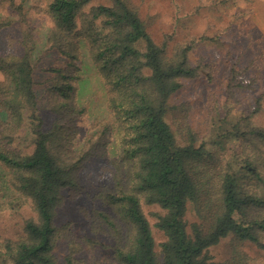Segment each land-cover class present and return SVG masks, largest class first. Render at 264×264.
<instances>
[{
  "label": "trees",
  "instance_id": "obj_1",
  "mask_svg": "<svg viewBox=\"0 0 264 264\" xmlns=\"http://www.w3.org/2000/svg\"><path fill=\"white\" fill-rule=\"evenodd\" d=\"M91 2L51 0L48 5V43L63 58L49 68L44 90L53 118L48 129L35 89L32 28L23 30V54L0 55V178L6 179L0 180V211L28 205L35 212L22 234L1 241L0 264H55L62 239L67 241L62 264H249L243 243L264 249V126L245 116L227 130L224 136L235 140L234 165L189 125L181 143L169 115L177 107L171 97L182 79L196 75L191 47L179 44L171 53L156 43L130 0ZM11 23L0 16V30ZM82 43L105 86L113 118L94 125L77 148L79 120L87 114L79 102ZM237 75L233 69L230 90L239 85ZM27 128L31 152L13 146ZM113 142L112 185L92 195L105 208L81 207L92 235L76 236L70 222H56L58 211L66 199L82 194L86 161L107 156ZM144 204L164 210L156 212V226L165 234L160 252ZM100 236L112 241L111 259L82 256L106 246ZM226 237L231 255L218 260L210 249Z\"/></svg>",
  "mask_w": 264,
  "mask_h": 264
},
{
  "label": "rangeland",
  "instance_id": "obj_2",
  "mask_svg": "<svg viewBox=\"0 0 264 264\" xmlns=\"http://www.w3.org/2000/svg\"><path fill=\"white\" fill-rule=\"evenodd\" d=\"M50 1L1 0L0 4V16H8L12 21L0 30V55L23 54L25 49L20 44L23 30L28 26L33 30L34 48L30 54L35 66V89L39 110L45 119V129L51 126L53 120L45 108L44 90L52 75L49 68L63 63V58L48 43L52 26L48 13ZM130 1L139 10L156 43L166 44L171 53L179 44L191 47L189 59L197 67L196 75L183 78L181 88L171 97V102L177 107L169 115V121L176 131V137L181 143L185 142L181 134L189 125L211 146L221 148L222 158L234 165L230 149L235 140L224 136L227 130L245 116H250L255 125L264 126V0ZM100 3L110 4L111 0H92L89 5ZM81 51L83 77L79 102L87 108V114L79 120L77 148H81L85 136L95 130L94 125L98 128L113 118L107 106V91L83 43ZM233 69L237 70L239 85L230 90L229 76ZM31 136L27 128L13 146L31 152ZM115 155L113 142L107 156L87 160L80 173L82 194L75 199H66L58 211L56 222H70L76 236L92 235L90 223L81 207L89 210L103 207L100 201L93 200L92 195L100 186L112 185L109 168ZM0 180L6 181L4 175ZM2 184L0 182V187ZM143 208L152 226L156 249L160 252V243L165 239V234L156 226V212L163 213L164 210L157 204H144ZM34 215L35 212L28 205L18 211H0V244L5 238L22 234L25 220ZM188 219L193 220L191 213ZM100 238L106 246L87 249L80 254L109 261L112 248L108 244H112V241L105 236ZM242 249L249 256V264H264V249L251 242L243 243ZM66 251L67 241L62 239L55 248L58 258L55 264L63 263ZM230 251L229 237L210 249L216 259L223 261L230 257Z\"/></svg>",
  "mask_w": 264,
  "mask_h": 264
}]
</instances>
